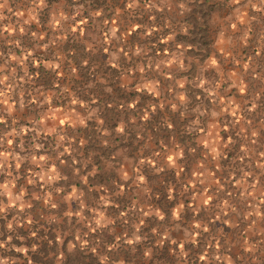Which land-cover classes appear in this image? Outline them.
Segmentation results:
<instances>
[{"label":"rangeland","instance_id":"1","mask_svg":"<svg viewBox=\"0 0 264 264\" xmlns=\"http://www.w3.org/2000/svg\"><path fill=\"white\" fill-rule=\"evenodd\" d=\"M230 9L222 0L0 6L4 264L31 255L50 264L53 248L40 243L49 233L54 264H75L74 251L93 264L89 250L101 264H264V194L250 189L264 188V163L240 149L239 118L259 120L264 86L248 89L262 92L258 108L240 100L238 38L219 36ZM39 62L49 73L32 70Z\"/></svg>","mask_w":264,"mask_h":264},{"label":"crops","instance_id":"2","mask_svg":"<svg viewBox=\"0 0 264 264\" xmlns=\"http://www.w3.org/2000/svg\"><path fill=\"white\" fill-rule=\"evenodd\" d=\"M5 1L0 0V6L3 7ZM18 1L20 0H11L13 4H17ZM222 2L230 5L232 9L228 11L226 17L222 15L228 21V26L221 28L219 36L238 38L236 54L239 58L234 62L240 64V91L241 94L244 93V98L240 100L248 101L253 98V107L258 108L262 92L254 91L248 94V89L251 84L264 86V0H222ZM217 48L219 52L224 51V54L231 52L222 48V45ZM1 89L2 92L6 91L5 95L8 97L12 93L11 88L1 87ZM0 100H3L2 97ZM246 112L247 110H240V134L244 136V140L240 141V149L243 148L246 153L251 152L256 159L254 162L262 164L264 163V110L257 111L260 115L257 117L258 121L246 120L244 115ZM254 162L251 160L247 163L254 164ZM251 185L250 189L264 194L261 185L255 183ZM256 258L258 261L264 259L263 252H259Z\"/></svg>","mask_w":264,"mask_h":264},{"label":"trees","instance_id":"3","mask_svg":"<svg viewBox=\"0 0 264 264\" xmlns=\"http://www.w3.org/2000/svg\"><path fill=\"white\" fill-rule=\"evenodd\" d=\"M65 43H67V41L65 42ZM74 64H75V67H79V61L77 60L76 62H74ZM101 63H100V61H99V65H100ZM32 70L35 72V73H41V74H46V73H49V70L48 69H46L42 64H41V62H39V64H38V66L36 67V68H32ZM38 74V75H39ZM90 74H88V76H89ZM42 76V75H41ZM40 76V77H41ZM44 76H42V78H43ZM41 78V79H42ZM2 143V142H1ZM45 237H47V239H48V241H49V243H50V247H51V251H53V254L51 255V263L50 264H54V257H55V254H56V242H55V240H54V237H53V235L52 234H50L49 233V235H43V237H42V239L40 240V243H42V245L43 246H45L46 245V239L44 240V238ZM195 245V244H194ZM83 249L86 251H88L89 249H90V247L89 246H84L83 247ZM38 252V251H37ZM41 252V251H40ZM39 253V252H38ZM76 251H74V253H72V257L74 258L72 261H74L75 262V264H78V262L76 261V258H77V255H76ZM87 257L91 260V261H93V264H101L98 260H97V258L95 257V256H93V254H92V251L91 250H89V254L87 255ZM30 258H31V260H30V264H34V263H36V262H38L39 261V256L38 255H36V256H34V255H31L30 256ZM69 262V261H68Z\"/></svg>","mask_w":264,"mask_h":264},{"label":"clouds","instance_id":"4","mask_svg":"<svg viewBox=\"0 0 264 264\" xmlns=\"http://www.w3.org/2000/svg\"><path fill=\"white\" fill-rule=\"evenodd\" d=\"M169 159H171V157H169ZM97 223H99V221L97 222ZM9 228H11V225H9ZM11 238L9 237V240H10ZM137 239H139L138 237H137ZM2 247H4V244L3 243H0V248H2ZM17 251H27L26 249H17ZM0 264H4V261H2V260H0Z\"/></svg>","mask_w":264,"mask_h":264}]
</instances>
